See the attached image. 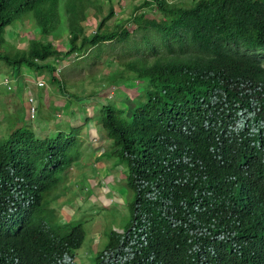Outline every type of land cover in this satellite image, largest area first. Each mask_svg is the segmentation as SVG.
Wrapping results in <instances>:
<instances>
[{
  "label": "trees",
  "instance_id": "16d2710c",
  "mask_svg": "<svg viewBox=\"0 0 264 264\" xmlns=\"http://www.w3.org/2000/svg\"><path fill=\"white\" fill-rule=\"evenodd\" d=\"M97 2L65 0L58 6L52 0L47 8L32 9L31 25L40 35L66 34L63 51L35 37L22 48L8 43L4 27L16 11L0 2V61L12 75L20 76L25 68L75 99L84 96L66 90L63 70L55 72L58 58L73 55V72L99 61L103 53L110 55L112 47L105 43L127 42L135 31L150 52L149 59L142 52L123 62V70L107 72L100 85L119 92L101 99L95 90L85 95H93V116L82 123L93 119L111 141V153L124 162L125 183L133 191L123 231L107 235L93 264H264V215L255 220L258 240H247L255 237L250 223L225 211L233 186L260 171L257 199L264 202V59L253 62L250 57L264 48V0H141L127 17L107 26L113 15L109 5L85 34V19L92 10L100 11L102 1ZM144 6L157 16L138 12ZM129 22L135 25L131 31ZM134 85L139 89L130 97L123 87ZM45 104L43 113L44 104L39 109L34 103L31 115L25 106L10 124L15 128L0 139V223L3 210L21 217L14 241L41 235L44 242L35 241L28 250L46 248L50 263L51 256L81 245V227L27 219L39 210L57 175L79 158L82 123L64 120L52 134L37 136L29 119L47 122L55 115L51 103ZM212 137L222 149L240 147V176L211 184L205 179ZM256 137L258 156L252 151Z\"/></svg>",
  "mask_w": 264,
  "mask_h": 264
},
{
  "label": "rangeland",
  "instance_id": "374dc122",
  "mask_svg": "<svg viewBox=\"0 0 264 264\" xmlns=\"http://www.w3.org/2000/svg\"><path fill=\"white\" fill-rule=\"evenodd\" d=\"M101 1L99 13L95 12L96 14H94V10H92L83 23L85 34L93 31L99 17L106 13L109 5L113 7V15L106 21L107 26L117 22L119 18L127 17L132 11L131 7L141 2V0ZM172 1L189 2L190 0ZM149 8L144 6L138 12L144 11L146 17L157 16L156 12ZM22 18L28 24L23 22V27H17L16 22ZM31 24L34 23L29 13L20 14L11 24L7 25L6 31L10 30L11 32L6 33L4 38L8 43L18 48L26 45V39L35 37L40 41L49 40L58 50L66 49L65 33H62L59 38L40 35L37 28ZM127 26L130 31L135 28V25L130 22ZM140 34V31H135L127 42L105 43L112 47L110 50L108 45L105 46V48L108 46L106 50H110L108 51L110 55L103 53L99 61L92 64V60H90L83 68L73 72L71 70L76 69L73 66L70 67L75 58L73 55L58 58L54 66L55 72L59 74L63 70L64 76L62 77L65 79L66 90L74 92L78 97L84 96L81 99L60 93L54 85L52 86L42 79L36 80L33 73L25 68L21 69L20 76L16 77L15 74L10 73V68L0 61V82L5 75L11 77H7L9 82L6 87L1 84L2 82L0 83V139L6 137L8 132L15 128V125L11 126L10 124L24 113L29 96L34 99L35 104H39V109L42 103L45 105H42L43 113L47 111L45 103L48 101L54 108L55 115L50 121L29 119L32 129L39 137L52 134L55 127L63 125L64 120H74L80 125L85 116L92 117V102H89V98H93V95L89 98L85 95L89 92L93 94V90H95L94 95L100 96L101 99L103 96L113 95L114 91L121 90L119 88L106 89L100 85L106 78L107 72L123 70V62L142 52H145L144 57L150 58V52L145 50ZM43 85L45 86L44 90L41 88ZM9 87L11 89L7 90L6 88ZM138 89L137 85L123 87L130 97ZM117 98L120 97L117 96ZM36 115L38 117L37 113ZM100 132L102 130L98 128V124L93 119L81 124L77 136L80 142L79 160L70 164L65 172L60 174V180L56 185L58 187L50 195L45 194L48 204L49 197L61 200V208L59 206L57 214L62 219L69 220L71 225L77 224L81 227L84 234L82 243L72 251L74 261L81 264H92L94 253L103 247L107 235L111 231L120 233L121 229H124L129 218L128 203L133 197V191L125 183L126 166L124 162L119 161L117 156L111 153V141ZM42 220L44 224L49 225V214H45Z\"/></svg>",
  "mask_w": 264,
  "mask_h": 264
},
{
  "label": "clouds",
  "instance_id": "9594fccd",
  "mask_svg": "<svg viewBox=\"0 0 264 264\" xmlns=\"http://www.w3.org/2000/svg\"><path fill=\"white\" fill-rule=\"evenodd\" d=\"M51 1L52 0H0L2 6L5 5L10 10L16 11V13H13L12 15L10 24L20 14L29 13L30 16H32V9L36 10L38 7H42L43 9L47 8ZM64 1L65 0H56V2H58V6L64 3ZM23 22L26 21L22 18V20L16 22V26L23 27ZM7 25H5V29ZM9 31L10 30L6 31V33H9ZM250 57L251 61L253 62L261 61L264 59V48L261 47L252 51ZM4 79L7 80L5 77L3 80ZM3 80L1 81L2 84ZM8 82L9 79L7 80L6 84H8ZM260 140L262 143H264V134L260 136ZM209 142L211 145V155L208 159V169L205 174V179L211 184L230 176H240L238 170L242 164L243 154L240 147L232 148L227 145L225 149H222L217 137L209 138ZM256 144L257 137L255 144L252 146V151L258 156V152L255 149ZM78 160L79 158L73 162H77ZM255 162V159H253L250 169L253 170L255 168ZM67 167H65V169ZM65 169L57 175V178L59 177L57 183L60 180V174L64 173ZM260 172L253 177L243 178L244 180L241 183L234 185L230 194V200L225 203V211L228 216H231L235 219L244 218L252 226L255 237H249L247 240H253L255 238L258 240L257 236L259 234V226L255 220L261 218L264 215V202H261L257 199V189L259 188L258 179ZM57 183L54 187L49 189V192L46 193L47 195H50V193L58 187L56 186ZM44 196L45 193L43 194L42 204H40L39 210L33 213L27 220L35 223H38V221L44 223L42 217L45 214H49V225L65 223V225L69 227L71 225L69 220H64L57 214L61 200H57L56 197H49L48 204V200L46 199V196L45 198ZM3 211L5 217L0 223V264H81L74 261L72 251L75 249H73L71 253L65 252L58 257H52L50 254V263L45 260V256L48 252L46 248L38 247L36 248L35 252L30 253V250H28L29 244L32 245L35 241L41 244L44 242V238L41 235L35 238L34 233L30 237L25 238L21 243L15 242L13 239V232L21 224L22 218L11 213L10 211ZM220 211L221 210L219 209V211L214 216L219 215ZM122 231L123 229H121L120 233ZM31 241L32 243H30Z\"/></svg>",
  "mask_w": 264,
  "mask_h": 264
},
{
  "label": "built area",
  "instance_id": "2783aa9c",
  "mask_svg": "<svg viewBox=\"0 0 264 264\" xmlns=\"http://www.w3.org/2000/svg\"><path fill=\"white\" fill-rule=\"evenodd\" d=\"M7 83V80L4 79L3 80V84H6ZM38 85H40V83H38ZM33 106H34V99L31 98V96H29L28 100H27V107H28V111H29V114L31 115L32 112H33Z\"/></svg>",
  "mask_w": 264,
  "mask_h": 264
}]
</instances>
